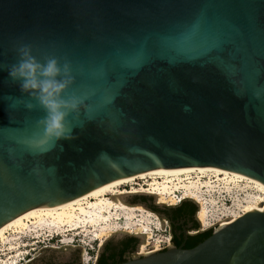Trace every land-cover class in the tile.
Masks as SVG:
<instances>
[{
	"label": "water",
	"instance_id": "95a60500",
	"mask_svg": "<svg viewBox=\"0 0 264 264\" xmlns=\"http://www.w3.org/2000/svg\"><path fill=\"white\" fill-rule=\"evenodd\" d=\"M24 47L68 67L62 95L80 103L64 137L8 75ZM206 165L264 184V0H0V227L119 177ZM116 264H264V211Z\"/></svg>",
	"mask_w": 264,
	"mask_h": 264
},
{
	"label": "bare ground",
	"instance_id": "6f19581e",
	"mask_svg": "<svg viewBox=\"0 0 264 264\" xmlns=\"http://www.w3.org/2000/svg\"><path fill=\"white\" fill-rule=\"evenodd\" d=\"M211 175L213 178L222 180L225 189L230 191L229 184L235 188H240V183L256 189L260 196L249 197L243 209L238 214L223 215L218 222V228L226 225L241 215L251 211H264V184L249 176L238 172L229 171L215 166H189V167H158L142 173L123 176L94 189H91L75 198L52 207H36L22 212L0 227V245L2 243H12V249H19L24 244L26 238H39L44 230H54L59 235H64V227L69 230L79 229L85 225L98 226L99 229L113 234L117 231H131L145 237L152 238L150 217L155 222L152 224L156 230L161 226L162 221L157 215L148 211L141 205H128L124 202L125 197L137 194H149L156 197L159 204L170 202L176 205L185 199L195 200L200 205L197 218L203 225H207V202L202 197V189L214 191L213 181L207 179ZM143 181L139 184L137 181ZM129 188H124L126 186ZM138 187H135V186ZM181 190L182 197L178 199L175 195ZM214 203L212 199L209 200ZM111 211L120 213V227L112 221ZM141 213L140 219L136 218V213ZM146 214V215H145ZM216 228V229H218ZM63 243H70L71 240L65 236ZM159 241H156L151 250H144L142 247L140 255H147L158 251ZM36 244V242L34 243Z\"/></svg>",
	"mask_w": 264,
	"mask_h": 264
},
{
	"label": "rangeland",
	"instance_id": "374dc122",
	"mask_svg": "<svg viewBox=\"0 0 264 264\" xmlns=\"http://www.w3.org/2000/svg\"><path fill=\"white\" fill-rule=\"evenodd\" d=\"M207 179L213 181L215 190L211 192L207 191L208 188L202 189V197L207 202V225H203L202 222L199 221L197 218V213L196 219L203 230L218 228V222L223 215L240 213L249 197L260 196V193L256 189L247 186L245 183H240V188H235L233 185L229 184L230 191H227L225 189L224 181L213 178L211 175H209ZM137 182L139 184H143V181L138 180ZM129 187L130 186L128 185L124 188ZM135 187L138 186L136 185ZM140 195L153 196L149 194ZM175 195L178 199H180L182 197L181 190L177 191ZM154 198L157 201L156 197ZM210 199H212L214 203H211L209 201ZM185 200L192 201L197 205L198 210L200 209L199 203H197L195 200ZM181 202L176 205H171L169 204L170 202H167L162 204V206L176 207ZM111 213L113 214L112 221L116 222L119 227L120 225L122 226L119 220L120 213L118 211H111ZM135 216L137 219H140L141 213L137 212ZM159 219L162 221V223L161 226H159V229L156 230L152 225L154 224L155 220L153 217H150V221L152 222V238L147 240L145 237H142L141 241V246L146 251L151 250L156 241H159L158 245L163 247V245L167 244V241L170 237L168 221L166 219H162L161 217H159ZM63 229L67 230L63 233L71 240L70 243H63L62 239L65 236L59 235V233L54 230H44L40 232L41 237L39 238H26L23 243L28 245L21 246L19 249H12L11 247L14 246L12 243H2L0 245V264H26L30 258L37 257L39 253H42L47 249L63 250L69 248L79 249L81 256L84 257V261H88L92 259L91 256L93 254L96 255L97 251L103 247L102 245H104L109 239L123 232L117 231L108 235L106 230H101L98 226H92L88 224L79 229L69 231V227H64ZM133 231L134 230H131L132 233ZM35 242L36 244H34Z\"/></svg>",
	"mask_w": 264,
	"mask_h": 264
},
{
	"label": "flooded vegetation",
	"instance_id": "af4514ba",
	"mask_svg": "<svg viewBox=\"0 0 264 264\" xmlns=\"http://www.w3.org/2000/svg\"><path fill=\"white\" fill-rule=\"evenodd\" d=\"M131 202L140 204L143 207L145 206L144 208L148 211L153 210L157 212L162 219H166L168 221L171 239L168 245L165 246L167 248L172 246L186 248L195 244L194 242L198 244L208 237V235L207 237L199 236L197 237V240H191L189 238L190 235L200 234L205 231L201 229V227H197L194 220L191 219V215H189L184 223H176L175 228H177V241L174 243L172 238L173 226L169 220L171 210L168 207L162 206V204H159L158 201L155 200L154 196L148 195L137 194ZM184 202H186L184 205L180 203L177 206L181 205L183 209H188L192 206V201L184 200ZM157 205H159L161 209H158ZM210 229L212 232L215 230V228ZM141 241V235H138L135 232H122L115 235L102 245L103 247L97 251L96 255L93 254L91 256V260L84 261V257L81 256L79 249H47L42 253H39L37 257L30 258L26 264H116L140 256L142 250ZM159 248V250H164L162 246H159Z\"/></svg>",
	"mask_w": 264,
	"mask_h": 264
},
{
	"label": "clouds",
	"instance_id": "9594fccd",
	"mask_svg": "<svg viewBox=\"0 0 264 264\" xmlns=\"http://www.w3.org/2000/svg\"><path fill=\"white\" fill-rule=\"evenodd\" d=\"M20 59L13 64L8 75L14 81H20L22 91H31L47 112L46 134L59 139L66 132L65 119L69 111H75L80 101L75 97L64 99L62 93L71 82L67 76L68 67L63 69L56 59L40 63L24 47L19 49Z\"/></svg>",
	"mask_w": 264,
	"mask_h": 264
},
{
	"label": "trees",
	"instance_id": "16d2710c",
	"mask_svg": "<svg viewBox=\"0 0 264 264\" xmlns=\"http://www.w3.org/2000/svg\"><path fill=\"white\" fill-rule=\"evenodd\" d=\"M186 202L182 201L181 204L184 205ZM192 206H190L188 209H183V207L177 206V207H168L171 211H170V222L172 223V233H173V242L175 243V241H177V236H176V231L177 228L176 227V223H184L185 220H187V217L189 215H191V219L194 220L195 224L197 227H200L199 222L196 219V213L198 212V208L197 205L193 202H191ZM180 226V225H178ZM212 233L211 229H207L203 232H201L200 234H196V235H190L189 238L191 240H197V237L199 236H203V237H207V235L209 236ZM201 241V240H200ZM179 243V242H178ZM195 244L188 246L186 248L189 247H193L194 245H196L197 243L194 242Z\"/></svg>",
	"mask_w": 264,
	"mask_h": 264
},
{
	"label": "built area",
	"instance_id": "2783aa9c",
	"mask_svg": "<svg viewBox=\"0 0 264 264\" xmlns=\"http://www.w3.org/2000/svg\"><path fill=\"white\" fill-rule=\"evenodd\" d=\"M170 239H171V236L169 237V239H168V241H167V244H165V245H163V249H165V248H167V247H165L166 245H168V243L170 242Z\"/></svg>",
	"mask_w": 264,
	"mask_h": 264
}]
</instances>
